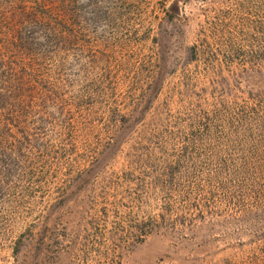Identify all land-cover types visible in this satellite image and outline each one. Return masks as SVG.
Segmentation results:
<instances>
[{"label": "rangeland", "instance_id": "1", "mask_svg": "<svg viewBox=\"0 0 264 264\" xmlns=\"http://www.w3.org/2000/svg\"><path fill=\"white\" fill-rule=\"evenodd\" d=\"M0 264H264V0H0Z\"/></svg>", "mask_w": 264, "mask_h": 264}, {"label": "trees", "instance_id": "2", "mask_svg": "<svg viewBox=\"0 0 264 264\" xmlns=\"http://www.w3.org/2000/svg\"><path fill=\"white\" fill-rule=\"evenodd\" d=\"M139 232H140L139 235H141V234L144 235V233H141V231H139Z\"/></svg>", "mask_w": 264, "mask_h": 264}]
</instances>
